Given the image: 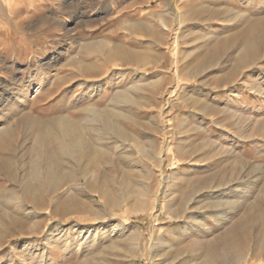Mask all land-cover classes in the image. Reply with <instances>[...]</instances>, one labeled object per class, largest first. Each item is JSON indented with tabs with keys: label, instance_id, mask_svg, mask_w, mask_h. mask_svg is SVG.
<instances>
[{
	"label": "rangeland",
	"instance_id": "obj_1",
	"mask_svg": "<svg viewBox=\"0 0 264 264\" xmlns=\"http://www.w3.org/2000/svg\"><path fill=\"white\" fill-rule=\"evenodd\" d=\"M258 22L264 0H0V129L31 108L78 120L93 107L122 112L130 137L104 186L77 170L38 215L2 197L0 264H264V45L237 63ZM71 58L98 73L70 77ZM121 90L130 103L110 102Z\"/></svg>",
	"mask_w": 264,
	"mask_h": 264
},
{
	"label": "bare ground",
	"instance_id": "obj_2",
	"mask_svg": "<svg viewBox=\"0 0 264 264\" xmlns=\"http://www.w3.org/2000/svg\"><path fill=\"white\" fill-rule=\"evenodd\" d=\"M255 25V29H252V27L243 36V47L240 50V56L237 58V63L240 65L246 64L252 58L255 59L260 52V47L264 45V22H258ZM90 47L93 46L88 44L85 46V49ZM118 51L119 49L117 51L109 52L104 63L107 64L111 62L113 54ZM123 56H119V58H122ZM136 58L137 57L135 56V59ZM145 60L142 59L143 62H145ZM79 62L71 58L67 62V65L64 66V68H71L69 69L71 71L70 77H91L98 73H96L94 66L87 64L83 67L80 66L82 64ZM143 62L141 63L143 64ZM141 63L138 65H142ZM206 65L207 60H203L201 65H199V70ZM33 81L34 79L29 77V85L25 92L21 93V98L17 102V104L20 103V106L26 104V98L32 90ZM89 88L92 89L93 85ZM49 89L50 88H48V92ZM52 92L53 91L50 93L52 94ZM127 92L128 91H119L115 97L111 98L110 102L118 104L130 103L132 98H130L131 95H128L130 93ZM18 95L19 94H17V96ZM115 105L117 106V104ZM84 108L85 109L82 110L81 114L85 120L83 118L75 120L71 118L73 116H65L61 110H57V112L54 111L56 113L50 110L49 112H46L45 110V113L37 112L35 114L33 108H31L30 112L23 114L18 121L17 118L12 123L7 124L4 128L0 129V173L2 176L4 175L8 181L18 184V187L21 186L22 189V191L15 193V189H8L5 187V189L0 191V199L5 196L9 199V202L15 203V205L17 204L19 209L25 208L27 205L25 201H27L32 205V212L38 215V209H43L45 205L46 195L49 193L53 196L55 192L63 190L62 188L66 184L72 183L76 179L77 170L80 171L78 180L81 181L84 179L89 187H92L96 183H101L104 186L106 182H110L108 176L103 175V172V174L100 173V167L105 159H110L109 154L112 149H118L123 146L125 141L130 140L129 135L125 134L121 128L118 127L120 124L117 125V119L122 118V112H118L117 110L115 112L113 110V116L117 118L115 122L111 121V119L105 120L104 110L99 109L96 111V108L94 109L93 107ZM11 111L14 114V117H16L18 110L13 108ZM81 114L79 117H81ZM89 130H91V132H89ZM103 140H109L108 145L112 144L113 146L103 145L101 143ZM8 141H10V144L5 145ZM21 144H23L22 147ZM21 152H23V154H21ZM24 154H26L27 157H25ZM118 162V160L113 162V165L116 166V168L119 164ZM18 167L19 169L20 167L23 169L22 175L16 173ZM90 171L94 172V176L99 175L96 180H94L95 177L88 176ZM72 192H67V195L65 196L66 200H64V203L62 204L63 209H65L66 212L73 208L75 209L74 205L77 204L74 200L75 198L73 199L71 195ZM98 192L100 194V199L107 202L106 194L103 191ZM26 208L28 209L27 206ZM27 209L24 211H27ZM57 209L59 210V208ZM28 214H31L30 211ZM6 215L5 217H7ZM17 222L18 220L16 219L10 220V224H14V226L19 225ZM1 226L0 239L4 237L2 234L7 232H4V227L2 228Z\"/></svg>",
	"mask_w": 264,
	"mask_h": 264
}]
</instances>
